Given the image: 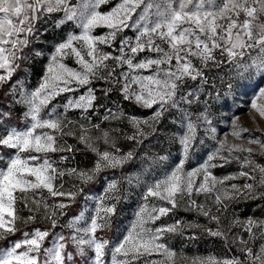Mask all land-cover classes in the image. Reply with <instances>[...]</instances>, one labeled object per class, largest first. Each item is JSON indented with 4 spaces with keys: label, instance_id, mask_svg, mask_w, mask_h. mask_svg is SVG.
<instances>
[{
    "label": "snow or ice",
    "instance_id": "snow-or-ice-1",
    "mask_svg": "<svg viewBox=\"0 0 264 264\" xmlns=\"http://www.w3.org/2000/svg\"><path fill=\"white\" fill-rule=\"evenodd\" d=\"M253 80L264 0H0V264H264V218L237 212L264 204Z\"/></svg>",
    "mask_w": 264,
    "mask_h": 264
},
{
    "label": "rangeland",
    "instance_id": "rangeland-1",
    "mask_svg": "<svg viewBox=\"0 0 264 264\" xmlns=\"http://www.w3.org/2000/svg\"><path fill=\"white\" fill-rule=\"evenodd\" d=\"M50 35V34H49ZM37 47L40 45L37 44ZM45 47L50 51L52 47V41L49 39L45 43ZM46 62V56L44 60H41L37 65H36V73L42 72L43 65ZM38 79V76H32L28 83L30 85H34ZM252 87L248 89V95L246 96H241L240 101H247L250 99V96L252 94L253 89L257 87H264V82H258V80H253L249 82ZM234 110L235 106H234ZM240 112H246V107L241 106L239 108ZM221 115H229V113L222 112ZM244 125L250 129H253V135L259 136L260 133L255 131V125L248 119L247 115H243L241 117ZM23 120V109L21 106H14L13 109V118H12V123L13 124H21ZM262 126H264V122H261ZM218 132L223 135L224 132H227L228 129V121L222 120L220 124L218 125ZM71 142V140H70ZM172 155L175 157L178 155L176 152L175 148L171 149ZM198 163L197 158H193L191 161V166H195ZM238 170V166L236 164H232L230 166L225 167L224 169H217L216 174L217 175H226L229 172H235ZM159 174V173H157ZM242 182V181H241ZM138 197H134L132 200H128L125 203V206L121 209L119 215L117 216L114 227L112 230H110L106 238L112 239L114 237L119 236L128 226V224L131 222L135 209H136V202L135 200ZM238 215L241 216V218L249 216V215H254L256 217L264 218V204H258L257 202H248V203H242L239 205L237 209ZM177 216H184L186 219H194L195 214H189V213H178ZM201 222H203V218H201ZM170 244L177 250H183L187 255H195L197 253L199 254H207L209 250L212 252H215L217 255L221 254L223 252L222 246L218 241H212V240H201L198 243H191L187 241L186 239L180 238V237H175L170 241Z\"/></svg>",
    "mask_w": 264,
    "mask_h": 264
},
{
    "label": "built area",
    "instance_id": "built-area-1",
    "mask_svg": "<svg viewBox=\"0 0 264 264\" xmlns=\"http://www.w3.org/2000/svg\"><path fill=\"white\" fill-rule=\"evenodd\" d=\"M261 162H264V160H262Z\"/></svg>",
    "mask_w": 264,
    "mask_h": 264
}]
</instances>
